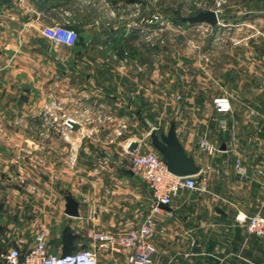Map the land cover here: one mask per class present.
I'll return each instance as SVG.
<instances>
[{
  "label": "crops",
  "instance_id": "obj_1",
  "mask_svg": "<svg viewBox=\"0 0 264 264\" xmlns=\"http://www.w3.org/2000/svg\"><path fill=\"white\" fill-rule=\"evenodd\" d=\"M47 1L0 0V117H29L30 111L16 108L17 99L12 101V93L16 97V89L23 86L44 87L50 64L60 62L50 60L54 41L44 33V27L53 21ZM58 46L79 52L76 62L87 52ZM237 53L233 49L232 60L229 56L219 59L223 67L227 66V74L220 78L222 85H226V79L232 80L233 111L221 114L191 105L173 122L186 152L201 166L195 176L205 180V188L183 190L171 205L160 207L154 264L264 262V237L250 234L234 221L239 212L264 213V160L258 162V170L243 161L248 167L245 176L238 172L237 162L223 168L234 155L237 135L264 130V60L258 61L255 51L247 60L237 57ZM43 97L41 106L48 101ZM205 99V95L190 96L191 102L203 103ZM115 100L95 95L82 102L87 106L85 111L99 110L97 104L103 102L116 115H123L125 111L113 103ZM242 120L248 125L244 126ZM76 121L82 127L69 132L74 136L88 134L85 123ZM142 121L146 126L154 125L149 119ZM114 130L106 128L92 143L77 147L72 144V166L67 163L68 149L61 141L42 143L40 153L32 142H0V249L15 246L28 250L35 243L36 232L47 229L52 251L93 248L99 253L100 264H125L126 255L121 249L98 247L92 233H121L137 227L145 219L146 193L151 196V191L132 170V156L126 150L133 141L140 142L138 129L131 128L123 137H114ZM109 133L112 139L107 137ZM204 139L216 147L213 153L201 147ZM68 197L78 201L79 216L66 213ZM151 201L147 210L154 206ZM233 247H238V254Z\"/></svg>",
  "mask_w": 264,
  "mask_h": 264
},
{
  "label": "rangeland",
  "instance_id": "obj_2",
  "mask_svg": "<svg viewBox=\"0 0 264 264\" xmlns=\"http://www.w3.org/2000/svg\"><path fill=\"white\" fill-rule=\"evenodd\" d=\"M47 2L53 21L44 27V33L47 35L56 22L67 25L78 32L77 42L69 49H87L84 50L87 52L76 62L79 52L58 46L48 36L54 41L50 44L54 47L50 60L60 62L50 64L49 80L44 87L23 86L16 89V97L12 93V101L17 99L16 108L31 114L0 117V142H32L40 153L42 143L61 141L68 149L70 166L73 165L72 144L77 147L92 143L106 128L121 132H114V137H123L131 128L138 129L141 150H149L154 147L142 118L149 119L154 124L151 127L158 132L166 131L191 105L214 110V100L219 96L230 98L232 112V80L226 79L227 66L223 67L219 59L229 56L232 60V51L237 49V57L241 59L247 60L252 57L250 52L255 51L257 60H264V0ZM206 9L218 12V24L181 21L183 16ZM223 73L226 85L220 79ZM192 94L205 95L207 99L203 103L191 102ZM95 95L115 98L113 103L125 112L116 115L103 102L97 104L99 110L85 111L87 106L82 101ZM43 96L48 101L41 106ZM68 117L84 122L88 134H71L65 124ZM16 129L18 133H14ZM107 137L112 139L110 133ZM236 137L234 155L226 160L223 168L233 167L240 159L258 170V162L264 160V130ZM196 179L198 189L194 190H204L201 177ZM151 199L152 195L146 193L145 217L151 213L152 208L147 210ZM241 216L238 213L234 221L247 229L246 220ZM81 248L85 247H66L70 251ZM233 250L239 253L238 247Z\"/></svg>",
  "mask_w": 264,
  "mask_h": 264
},
{
  "label": "built area",
  "instance_id": "obj_3",
  "mask_svg": "<svg viewBox=\"0 0 264 264\" xmlns=\"http://www.w3.org/2000/svg\"><path fill=\"white\" fill-rule=\"evenodd\" d=\"M47 36L56 43L66 46H73L78 40L76 30L57 22L48 29ZM214 103L218 113L225 114L232 110V102L227 96L216 97ZM69 119H75L68 117L65 121L67 128L72 129L68 124ZM114 132L121 134L117 130ZM130 145L128 144L126 150L132 156V170L143 178L151 191L154 203L152 211L137 227L121 233L98 230L92 233V239L101 248L107 249L114 245L121 249L126 255L125 264H154V256L158 252L154 240L158 231L157 213L161 205H171L174 198L183 190L198 189V182L195 175L179 176L172 173L164 156L158 150L138 148L133 151ZM201 147L209 153L216 150V147L205 139L201 141ZM236 168L242 176L248 174V167L240 159L236 163ZM203 185L205 188V180ZM239 214L246 220L247 231L250 234L264 237V213L249 216L244 212ZM48 235L47 229L38 230L34 245L28 250L15 246L0 249V264H100L99 253L93 248H81L67 253L52 251L49 247Z\"/></svg>",
  "mask_w": 264,
  "mask_h": 264
},
{
  "label": "water",
  "instance_id": "obj_4",
  "mask_svg": "<svg viewBox=\"0 0 264 264\" xmlns=\"http://www.w3.org/2000/svg\"><path fill=\"white\" fill-rule=\"evenodd\" d=\"M181 21L195 23H207L212 26L216 25L220 21L219 14L216 10L206 9L198 12L195 15L183 16ZM68 124H70L73 130H79L82 124L76 120L69 119ZM149 129V135L151 137V144L158 150L165 158L167 162L168 169L179 176H190L197 175L201 171V166L197 164L193 155L188 154L184 148V145L180 141L176 124L172 123L167 132H158L155 128H152L149 124L147 125ZM140 146L139 141H133L130 145V149L135 151ZM222 149H226L223 145ZM79 203L73 197L67 198L66 213L70 216H79ZM166 206V205H161Z\"/></svg>",
  "mask_w": 264,
  "mask_h": 264
},
{
  "label": "trees",
  "instance_id": "obj_5",
  "mask_svg": "<svg viewBox=\"0 0 264 264\" xmlns=\"http://www.w3.org/2000/svg\"><path fill=\"white\" fill-rule=\"evenodd\" d=\"M127 2H135V0H126Z\"/></svg>",
  "mask_w": 264,
  "mask_h": 264
}]
</instances>
